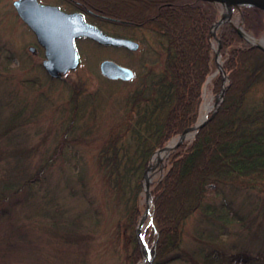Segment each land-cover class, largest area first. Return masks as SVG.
Returning a JSON list of instances; mask_svg holds the SVG:
<instances>
[{
  "label": "trees",
  "instance_id": "obj_1",
  "mask_svg": "<svg viewBox=\"0 0 264 264\" xmlns=\"http://www.w3.org/2000/svg\"><path fill=\"white\" fill-rule=\"evenodd\" d=\"M63 1L101 29L102 23L152 28L165 41L161 70L147 72L126 97L123 117L109 127L94 154L100 185L115 200L114 206L122 208L117 227L122 231L126 264H138L143 251L135 227L145 209L141 177L153 152L196 123L202 87L216 70L210 28L219 12L200 0ZM232 20H239L253 38L264 36L260 8L235 10ZM217 37L228 84L214 115L207 116L192 140L169 153L162 177L150 187L149 223L142 230L149 264H264V51L252 46L230 23L219 28ZM9 59L4 56L5 62ZM65 80L70 88L66 129L72 131L86 108L95 111L98 95L87 92L79 79ZM221 85L222 76L217 73L206 88L216 95ZM2 107L0 102V209L11 196L38 182L67 145L78 142L67 139L62 131L51 158L32 169L28 161L34 150L15 141L24 121L22 106H11L3 119ZM227 189L230 194L242 192L246 210L226 199ZM79 192L88 198L86 183H81ZM208 193L219 198L216 205L208 200ZM87 201L90 205L91 200ZM217 211L239 223L248 236L247 245H234L237 249L228 253L216 244L223 229L209 232L208 226L211 219L221 218ZM190 220H194L192 234L185 239ZM79 224L71 221L67 229L74 231L62 236L76 238Z\"/></svg>",
  "mask_w": 264,
  "mask_h": 264
},
{
  "label": "rangeland",
  "instance_id": "obj_2",
  "mask_svg": "<svg viewBox=\"0 0 264 264\" xmlns=\"http://www.w3.org/2000/svg\"><path fill=\"white\" fill-rule=\"evenodd\" d=\"M12 1L0 0L1 118L11 111V106H22L24 121L15 141L34 150L28 161L32 169L51 158L62 131L66 132L67 139H78V142L65 147L63 154L46 168L40 180L29 187L30 192L21 190L18 195L9 198L3 209L1 207L0 264H126L122 231L117 227L122 208L114 206L115 200L100 185L94 154L107 137L109 127L123 117L126 97L139 86L143 77L146 78L147 72L156 74L161 70L165 41L152 28L102 23V29L107 33L132 37L138 43L137 50L98 48L92 45L94 42L91 40H76L82 58L77 72H69L62 79H52L41 65L43 58L39 54H28V47L35 40L16 16ZM37 1L69 12L70 6L63 0ZM221 10L219 6L218 11ZM232 24L238 27L239 20H234ZM246 37L254 44H261L259 39ZM211 43L216 48L213 36ZM5 55L10 58L8 62L4 61ZM103 60H111L130 69L134 78L126 83L106 82L98 67ZM67 77L79 79L87 92L98 95L95 111L90 113L91 109L86 108L75 125L77 128L72 131L66 129L70 89L69 82L65 80ZM202 92L198 119L213 111L217 100V95L206 87ZM174 141H178V137ZM166 160L162 167L158 165L153 170L150 184L162 177ZM81 183L87 184L86 199L91 200L90 205L79 192ZM227 190L226 199H231L235 208L246 210L242 205V192L230 194L231 191ZM208 200L215 205L219 202L214 193H208ZM217 214L221 218L211 219L212 225L208 226L209 232L223 229L216 244L228 253L242 243L247 245L248 236L239 223L229 220L230 215L225 212L217 211ZM71 221L82 224L81 228L77 225V237L73 239L62 236L64 232L74 231L67 229ZM193 223L194 220H190L185 239L190 238Z\"/></svg>",
  "mask_w": 264,
  "mask_h": 264
},
{
  "label": "water",
  "instance_id": "obj_3",
  "mask_svg": "<svg viewBox=\"0 0 264 264\" xmlns=\"http://www.w3.org/2000/svg\"><path fill=\"white\" fill-rule=\"evenodd\" d=\"M203 2L212 3L214 6H221L224 13L221 12L220 19L211 26V36L215 37L213 29L215 25L221 26L225 22H231L233 9L239 10L244 7H257L264 11V0H201ZM12 6L16 11L17 16L29 27V29L36 36L38 44L44 49V59L42 67L50 78L62 79L69 71L75 70L81 63V57L76 47V40L80 38H88L99 45L121 47L129 51H136L138 44L132 40L112 37L103 33L95 25L86 22L84 15L79 12H64L57 6L43 5L37 0H14ZM236 31L243 37L247 38L242 31L241 24L235 27ZM216 38V37H215ZM251 40H254L250 36ZM249 40V39H248ZM217 49L214 51V61L217 65L216 72H220L223 78V85L228 83L224 82L225 73L222 66L218 63L220 56V42L216 38ZM261 44H253L259 49L264 51V38L260 39ZM32 50V48H30ZM99 71L102 76L107 79L116 80L120 79L128 81L132 79L133 72L125 67H122L110 60H103L99 64ZM215 74V73H214ZM213 74V75H214ZM225 86L222 87L221 92L216 100L214 111L211 117L218 108L224 94ZM207 121L203 117L197 124L184 130L179 135V141L174 145H166L165 147L157 150L155 154L163 151H170L175 149L182 140V134L187 130H194V134L202 127ZM181 136V137H180ZM149 166L143 174V190L145 192V210L137 223L136 235L143 244L144 256L149 260L147 247L141 235V227L150 212L151 198L149 196V180L146 178V173Z\"/></svg>",
  "mask_w": 264,
  "mask_h": 264
},
{
  "label": "bare ground",
  "instance_id": "obj_4",
  "mask_svg": "<svg viewBox=\"0 0 264 264\" xmlns=\"http://www.w3.org/2000/svg\"><path fill=\"white\" fill-rule=\"evenodd\" d=\"M222 13H224V11H222ZM217 27H218V24L215 25V28L213 29V31H215V29ZM219 64H221L220 61H219ZM225 81H226V78H225ZM193 134H194V130H187L181 135L182 137L180 136L181 137L180 139L186 141L189 138H191L193 136ZM166 155L167 154L164 151L153 155L151 162H150V165H149V169L146 173V178L149 180V182H151V174H152L153 170L157 167V165L163 164V161L166 158Z\"/></svg>",
  "mask_w": 264,
  "mask_h": 264
},
{
  "label": "flooded vegetation",
  "instance_id": "obj_5",
  "mask_svg": "<svg viewBox=\"0 0 264 264\" xmlns=\"http://www.w3.org/2000/svg\"><path fill=\"white\" fill-rule=\"evenodd\" d=\"M31 34H32V38H33V40H35V42L32 45H30L32 47V50L28 49L27 52H28V54L35 56V55L39 54V49H41L42 52H43V49L37 44V42H36L37 39H36L35 35L32 32H31Z\"/></svg>",
  "mask_w": 264,
  "mask_h": 264
}]
</instances>
